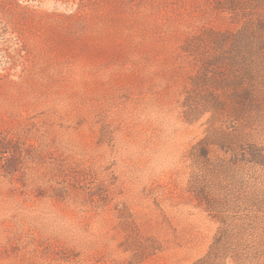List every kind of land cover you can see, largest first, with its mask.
I'll return each mask as SVG.
<instances>
[{"label":"rangeland","instance_id":"obj_1","mask_svg":"<svg viewBox=\"0 0 264 264\" xmlns=\"http://www.w3.org/2000/svg\"><path fill=\"white\" fill-rule=\"evenodd\" d=\"M0 264H264V0H0Z\"/></svg>","mask_w":264,"mask_h":264},{"label":"trees","instance_id":"obj_2","mask_svg":"<svg viewBox=\"0 0 264 264\" xmlns=\"http://www.w3.org/2000/svg\"><path fill=\"white\" fill-rule=\"evenodd\" d=\"M242 97L245 98V99L249 98L250 97V91L249 90H244L243 93H242ZM209 140H210V138L208 137V138L200 141L199 144H198V146L201 147V158L204 159L206 162L211 161L210 160ZM221 142H225V141L222 140ZM251 155H253L254 156L253 158H255L254 153H251ZM198 198L200 200H202V199L207 200L206 202L208 204V208L210 210H212V211L215 210V212H218V209H216V207L213 206L214 205L212 203L213 201H211L209 199H206L205 194L203 193V191L200 190V192L198 193Z\"/></svg>","mask_w":264,"mask_h":264}]
</instances>
